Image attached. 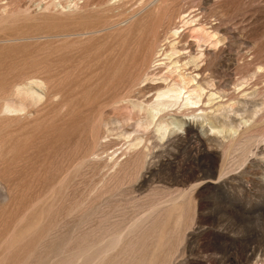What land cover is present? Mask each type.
Masks as SVG:
<instances>
[{
	"label": "rangeland",
	"instance_id": "obj_1",
	"mask_svg": "<svg viewBox=\"0 0 264 264\" xmlns=\"http://www.w3.org/2000/svg\"><path fill=\"white\" fill-rule=\"evenodd\" d=\"M0 264H264V0H0Z\"/></svg>",
	"mask_w": 264,
	"mask_h": 264
},
{
	"label": "bare ground",
	"instance_id": "obj_2",
	"mask_svg": "<svg viewBox=\"0 0 264 264\" xmlns=\"http://www.w3.org/2000/svg\"><path fill=\"white\" fill-rule=\"evenodd\" d=\"M17 96H20V94L18 93ZM162 97H168L169 99H175L176 102H173V103H171V102L170 103L169 102H161L160 101V98H162ZM157 98H158V100L155 103H153L152 106L149 108V111L150 112H153L152 117H154L155 115H157L159 112H161L166 107L176 105L177 104V100H179V98H181V96H180V94L178 93L177 90L170 89V90H166V91H163L160 94H158L157 95ZM188 98H190V97L188 96ZM21 103H22V101H14V103L7 102L3 106V112L4 113H12V114L13 113H15V114L16 113H19V112H21L24 109L23 108L24 107V104H21ZM188 104H190V103H186L184 105H188ZM149 125H150L149 123H147V124L144 123V128H148ZM229 131H236V130L235 129L234 130L233 129H230Z\"/></svg>",
	"mask_w": 264,
	"mask_h": 264
}]
</instances>
